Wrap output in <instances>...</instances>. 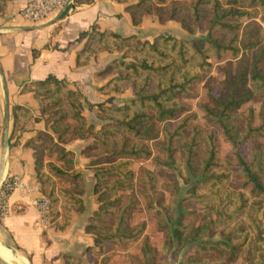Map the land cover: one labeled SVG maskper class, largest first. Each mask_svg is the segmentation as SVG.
Listing matches in <instances>:
<instances>
[{"label": "trees", "instance_id": "obj_1", "mask_svg": "<svg viewBox=\"0 0 264 264\" xmlns=\"http://www.w3.org/2000/svg\"><path fill=\"white\" fill-rule=\"evenodd\" d=\"M4 4L0 0V11ZM255 7L261 9L264 23V0H139L126 7L133 25L152 15L161 24L176 21L188 33L199 30L206 35L181 41L158 36L148 43L135 35L123 38L102 33L94 26L82 34L87 41L82 54L77 55V64L85 65L100 52L122 51V56L101 73H116L102 90L121 92L130 87L134 93L121 106L98 105L99 129L87 124L81 114L82 94L68 89L63 81L49 76L42 82L23 85L21 91L33 94L40 114L35 117L30 110L14 106L11 138H18L29 121H43L45 129L37 131L25 145L33 151L41 191L50 199L51 222L62 230L69 224L72 211L85 210L81 198L84 185L78 173L67 172L45 158L56 153L57 161L71 162L67 158L71 152L63 145L69 140L92 138L88 149L98 158L89 165L94 170L93 193L98 207L87 218L84 229L93 235V246L84 250L87 263L104 264L106 246L125 249L139 240L140 256H130L133 264L165 263L156 262L158 251L144 234L145 222L135 227L130 224L138 200L124 193L137 186L148 200L158 192L160 208L155 218L156 228L163 234L162 253L185 250L180 264H235L239 259L240 264H264V230L258 217L264 205V144L249 158L240 152L247 143L264 136V45L257 25H243V20L256 17ZM228 54L235 67L231 60L221 68L223 90L218 96L210 90L209 82L208 101L201 105L208 126L203 130L193 123L194 114L184 115L186 108L178 99L190 94L196 82L209 74L212 55L221 59ZM251 89L263 96L257 125L252 109L239 111L252 98ZM169 122L175 124L170 126ZM157 124H163L161 130ZM215 128L232 147L225 164L233 171L220 169L223 165L218 162ZM154 150L161 155L154 156ZM137 159L149 160L158 171L143 168L135 183L130 165ZM172 172L181 178L184 189ZM158 176L165 177L166 182L158 184ZM55 178L73 186L56 188ZM230 179L242 190L231 191L227 187ZM185 189L187 196L178 200ZM165 192L170 194L167 205H163ZM188 201L196 208L185 210ZM218 204L223 205L220 210ZM148 205L152 208V202ZM188 215H203L201 223L187 221ZM221 224L225 239H214L211 234ZM211 252L218 258H208ZM98 256H102L100 262ZM63 259V264L83 263L72 255Z\"/></svg>", "mask_w": 264, "mask_h": 264}, {"label": "crops", "instance_id": "obj_2", "mask_svg": "<svg viewBox=\"0 0 264 264\" xmlns=\"http://www.w3.org/2000/svg\"><path fill=\"white\" fill-rule=\"evenodd\" d=\"M27 2L4 0L0 11V184L7 176H18L29 189H17L8 198V214L0 221V246L10 256L0 255V260L5 264H63V256L72 255L86 263L83 253L93 246V238L85 233L84 221L76 213H71L63 230L56 229L51 220L48 224L41 221L33 200L42 191L35 177L33 151L25 144L45 126L43 121L31 120L18 138H11L12 108H26L38 117L39 106L33 94L21 90L26 82H42L49 76L81 93L85 110L105 101L107 95L101 88L111 76L99 73L119 54L100 52L85 65L77 64V55L82 54L87 41L82 34L93 26L102 33L123 38L136 35L149 43L158 35H178L181 29L172 21L161 25L153 16H145L141 24L133 25L126 7L137 0H73L38 22L19 15Z\"/></svg>", "mask_w": 264, "mask_h": 264}, {"label": "rangeland", "instance_id": "obj_3", "mask_svg": "<svg viewBox=\"0 0 264 264\" xmlns=\"http://www.w3.org/2000/svg\"><path fill=\"white\" fill-rule=\"evenodd\" d=\"M139 0H137L138 2ZM255 10L257 12V15L255 18H252L251 20H243V25L246 24H252V25H257L256 28L259 31L260 38H261V43L264 45V23L261 20V16L263 15L261 9L259 7H255ZM152 16V15H151ZM145 17V16H144ZM155 17V16H153ZM156 18V17H155ZM143 19V18H142ZM157 19V18H156ZM142 21V20H141ZM158 21V20H157ZM159 22V21H158ZM170 22V21H168ZM166 22V23H168ZM175 22L178 27L181 29L180 33L178 35H169V36H164V35H158V36H163V37H171L175 40L181 41V40H191L192 38H201L206 35V32H202L199 30H195L193 33H188L184 29L181 28L180 24L176 21ZM164 23V24H166ZM141 24V23H140ZM161 24V23H160ZM161 24V25H164ZM136 36V35H135ZM157 36V37H158ZM137 37V36H136ZM156 37V38H157ZM138 38V37H137ZM155 38V39H156ZM154 39V40H155ZM154 40L152 42H154ZM141 41V40H140ZM146 42V41H142ZM149 43V42H148ZM117 52L120 56H122V51H113L109 53H115ZM118 57H115L111 59L106 67L99 73H101L106 70L108 67L109 63L112 62L115 59H118ZM212 60V67L210 68L209 74L203 78L202 80H199L196 82L194 85L192 91L190 94H185L178 100L185 106L186 108V114H194L195 118L193 120L194 124H198L203 130H206L208 128L206 121L204 119V113L201 109V105L205 104L208 101V84L210 82V90L215 96H218L221 94L223 90V85L220 82L221 80V68L225 66V64L228 61H231L232 58L231 56L228 55H223L221 59H216L213 55L211 56ZM234 63L235 67V60H232ZM102 76H111L114 77L116 76V73H110L107 75H102ZM109 78V80L111 79ZM209 79H211L209 81ZM107 81V83L109 82ZM106 83V84H107ZM105 84V85H106ZM104 85V86H105ZM249 88L250 85L248 86ZM252 90V89H251ZM105 95H107L105 101L103 103H98L96 105V108L94 109H89L87 110L84 109L85 104L82 103V108H81V114L82 116L86 119L87 124H91L94 126L95 129H99L102 122L98 118V105L103 104L105 106H121L123 105L127 100H131L134 97V93L130 87H127L125 90L121 92H115L112 90H102ZM252 98L250 99L249 102L244 104L241 109L239 110L240 112H244L248 110L249 108L253 110V115H252V120L255 125L259 124V115H260V110H261V101L263 100L262 93L256 90L251 91ZM83 99V98H82ZM170 126H173L175 122H169L167 123ZM163 127V124H157L158 130H161ZM216 131V141L218 144V162L223 165L220 169L223 170H230L233 171L234 169L227 168L225 164L226 159H230L231 155L230 152L232 151V147L224 141L222 136L219 134L217 128H215ZM159 140H162V135L160 136ZM92 138L89 137L84 140H69L66 142L63 147L65 150H69L71 152V155H67L68 159H71V162H61L57 161L55 159L56 153L53 154L52 157L50 158H45V161H52L56 165L61 166L63 169H65L67 172H73V173H78L80 175V181H82V184L84 185V192L81 196L85 210L82 213H77L72 211L71 213H76L77 216L79 217L80 221H84V229L87 225V218L91 216V213L95 211L98 207V203L96 201V195L93 193V184H94V170L92 167H90V162L96 160L98 156L92 155L94 154V150H89L88 146L91 144ZM264 144V136H259L247 143L244 147L240 149V152L246 156L251 157L253 152H259L260 146H263ZM154 156L161 155L158 153L156 150L153 151ZM130 168L133 170L134 173V181H136L140 178L141 176V170L143 168H147L149 170H153L155 172L158 171V167L154 166L151 164L149 160H143V159H137L133 160L131 162ZM172 176L176 177L178 184L181 188H185V185L183 184V181L181 178L177 175L176 172H172ZM56 182V188H68L71 184V182L65 180V179H60V178H55L54 179ZM166 178L162 176L157 177V183L161 184L162 182H166ZM160 186V185H159ZM227 187L231 191L235 190H242L239 185L229 180L227 183ZM133 188L132 190L124 193L126 196L127 194L132 195L138 200V204L136 205L135 209L133 210L130 218V224L132 227L137 226L140 222H145V231L144 234L149 238L151 245L158 251L156 262L160 263L165 262L164 264H180L181 259L183 258L185 254V250L180 251V253H175L173 249H171L169 252L166 254L162 253V245H163V234L159 232L156 228V218H155V211L160 208V205L156 203L158 199V192L152 193V196L150 197V200H148L146 197H143L141 193L138 192V190ZM245 191V190H243ZM246 192V191H245ZM165 200L163 205H167L169 202L170 194L169 192H165ZM46 196V195H45ZM187 196L186 189L182 190L179 193L178 200L183 199L184 197ZM47 197V196H46ZM48 198V197H47ZM49 199V198H48ZM252 199V198H251ZM50 201V199H49ZM149 202H152V208H149ZM193 201H188L184 204L185 210L191 211L195 209V205H193ZM219 210L222 208L223 205L218 204ZM263 210H264V205L263 208L259 211L258 217L260 218L262 228L264 230V215H263ZM202 216L203 215H193V216H186V220H191L193 222H196L197 224L201 223L202 221ZM213 218H215V211L212 212ZM49 218L50 217V212H49ZM71 220V219H70ZM56 229L60 230L61 228L57 225H53ZM223 224H221L216 231L212 232V237L214 239H225L224 234H222V229H223ZM62 230V229H61ZM93 238V235L90 234ZM140 247H141V240L136 241L134 243L129 244L125 249H121L119 247H110L106 246L105 247V254L103 256H106V261H104V264H133L130 260V256H140ZM84 255V253H83ZM85 256V255H84ZM86 258V257H85ZM208 258L211 259H216L218 258V255L216 252H211L210 256ZM98 261L100 262L102 260V256H98ZM223 260L226 259V254L222 257ZM86 263L82 264H90L87 263L88 261L85 260ZM241 261L240 259L237 261L235 264H240ZM230 264V263H229Z\"/></svg>", "mask_w": 264, "mask_h": 264}, {"label": "built area", "instance_id": "obj_4", "mask_svg": "<svg viewBox=\"0 0 264 264\" xmlns=\"http://www.w3.org/2000/svg\"><path fill=\"white\" fill-rule=\"evenodd\" d=\"M73 0H29L19 9V15L29 21H43L51 14L72 4ZM25 188L22 180L18 176H7L0 184V221L8 214V198L17 189ZM29 191L28 188H25ZM33 204L38 209L41 221L44 224L50 222L49 211L50 201L42 193L33 200Z\"/></svg>", "mask_w": 264, "mask_h": 264}, {"label": "bare ground", "instance_id": "obj_5", "mask_svg": "<svg viewBox=\"0 0 264 264\" xmlns=\"http://www.w3.org/2000/svg\"><path fill=\"white\" fill-rule=\"evenodd\" d=\"M0 255H2L4 258H9L10 253L0 246Z\"/></svg>", "mask_w": 264, "mask_h": 264}, {"label": "water", "instance_id": "obj_6", "mask_svg": "<svg viewBox=\"0 0 264 264\" xmlns=\"http://www.w3.org/2000/svg\"><path fill=\"white\" fill-rule=\"evenodd\" d=\"M0 264H5V263L0 260Z\"/></svg>", "mask_w": 264, "mask_h": 264}]
</instances>
